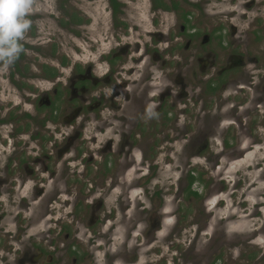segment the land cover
<instances>
[{"label": "flooded vegetation", "instance_id": "1", "mask_svg": "<svg viewBox=\"0 0 264 264\" xmlns=\"http://www.w3.org/2000/svg\"><path fill=\"white\" fill-rule=\"evenodd\" d=\"M226 1L241 9L239 21L232 23L228 12L221 28L202 34L194 14L198 2L185 1L192 9L182 12L176 2L151 0L154 12L174 15L177 32L148 31L157 43L136 44L128 67V44L115 47L100 57L106 67L101 75L92 65L75 68L68 82L53 83L45 100L31 103L34 114L22 113L28 127L11 131L14 145L0 173L7 195L0 194V264H99L98 251L110 264H127L112 258L114 240L136 241V255L147 251L171 213L176 219L169 226L178 225L187 200L209 214L203 235L217 219L234 218L244 224L262 219L253 229L263 232L264 0ZM78 95L79 101L72 98ZM167 146L185 160L175 166L171 189L150 183ZM69 174L86 185L80 199L95 211L111 194L105 214L89 211L92 223L39 211L57 198L76 199H70ZM58 177L63 192L48 194ZM166 196L174 207H148ZM146 209L156 217L149 225ZM85 232L88 239L81 241Z\"/></svg>", "mask_w": 264, "mask_h": 264}, {"label": "rangeland", "instance_id": "2", "mask_svg": "<svg viewBox=\"0 0 264 264\" xmlns=\"http://www.w3.org/2000/svg\"><path fill=\"white\" fill-rule=\"evenodd\" d=\"M161 1L167 4L171 1L176 2L182 12L192 9L191 5L185 1L198 2L202 7L199 6L194 14L198 15V25L202 34L208 33L211 29H217L218 24L221 28L223 22H226L228 12L232 13L231 22L237 23L241 11L234 5L229 6L226 0ZM117 2L119 8L114 15L108 0H30V10L25 17L29 21V26L19 40L21 45L19 53L11 62L0 57V173L4 166L5 155L8 151H12L11 147L14 145L12 142L10 144L9 140L11 131L23 128L26 121L21 120L22 113L25 111V113L34 114L35 110L31 103L45 100L46 94L50 95V87L53 83L68 82V78L72 77L71 70L75 68L82 70L89 65H92L94 74L101 75L106 67L104 63H100V57L114 50L115 47L125 44L129 46L126 67L133 65L131 58L136 54L132 48L136 44L142 47L148 46L149 43L153 45L157 43L147 33L148 31L168 32L171 29L174 34L179 30L171 27L174 23V15L170 11L154 12L151 0H117ZM158 48L161 50L163 46L158 44ZM50 73H54L51 78L47 76ZM79 97L78 95L72 98L79 101ZM64 98L67 101L68 97ZM66 105L68 101L63 107ZM41 115L38 117L40 118ZM25 126L28 127L26 123ZM91 135L86 133L85 137L88 138ZM25 141L21 143V147L26 143ZM168 146L165 151L162 150V156H159L157 160V170L150 183L171 189L178 176L175 166L183 165L185 160H181L180 154L176 151H169ZM90 149H93V146ZM165 157L170 159L167 164H164ZM73 165L75 166L76 163L73 162ZM70 168L74 169L72 166ZM69 177L70 199H80V195L85 193L84 190L87 187L80 177L77 178L72 174H69ZM57 180L58 183L55 185L50 183L47 187L48 194H54L56 190L58 193L63 192L62 178L58 177ZM0 194L7 196L1 189V181ZM52 198H49V203ZM76 199L68 202L65 198H57L48 209V206L44 205L45 207L40 206L39 211L42 213L47 210L57 211L60 217L69 221L77 215L84 221L83 223H92L88 217L89 211L92 212L93 209L90 208L88 201L80 199L79 208L78 205L74 206ZM111 199L109 194L104 206L97 210L98 214H105V211L110 209ZM165 199L166 201H160L154 198L148 207L153 210L155 206L160 208L164 204L169 210L173 204V198L166 196ZM5 204L7 206V200ZM187 208L189 211L186 210ZM31 210L34 212L35 208L31 207ZM93 211L96 214L97 211ZM148 211L145 210L143 219L147 220L149 225V222H153L156 217ZM27 213L24 214L26 218ZM221 213H225V210ZM181 214L184 215L182 218ZM181 214L180 212L177 214L178 218L180 217L178 225L171 228L169 225L176 219L171 213L158 233V241L147 251L146 249L140 251L138 255L134 251L137 246L136 241L129 244V241L123 238L114 240L112 250L116 249L118 252L112 258H119L127 264H134L137 261H147L146 264H264V229L262 233L258 229H253L258 227L262 219L249 220L246 224L240 218L224 221L217 219L213 224L210 223L207 229L208 234L203 235L201 228L208 221L209 214L202 210L198 202L185 201ZM55 215L59 217L56 213ZM34 232H37V229ZM79 237L81 241H87L88 233L85 232V237L80 233ZM83 246L85 247L84 243ZM101 249L104 250L103 247ZM103 253L104 251H98L95 254L99 264H105V260L107 264H110L109 258L106 259ZM81 264H91V262L86 260Z\"/></svg>", "mask_w": 264, "mask_h": 264}, {"label": "clouds", "instance_id": "3", "mask_svg": "<svg viewBox=\"0 0 264 264\" xmlns=\"http://www.w3.org/2000/svg\"><path fill=\"white\" fill-rule=\"evenodd\" d=\"M30 0H0V57L11 62L21 49L19 40L29 26Z\"/></svg>", "mask_w": 264, "mask_h": 264}, {"label": "trees", "instance_id": "4", "mask_svg": "<svg viewBox=\"0 0 264 264\" xmlns=\"http://www.w3.org/2000/svg\"><path fill=\"white\" fill-rule=\"evenodd\" d=\"M109 5L111 7L112 13L115 15V13L118 11L119 4L117 0H108ZM49 76H54L53 73L49 74Z\"/></svg>", "mask_w": 264, "mask_h": 264}]
</instances>
